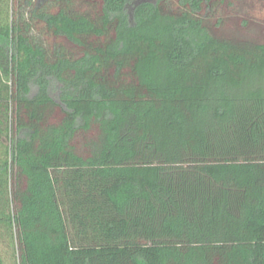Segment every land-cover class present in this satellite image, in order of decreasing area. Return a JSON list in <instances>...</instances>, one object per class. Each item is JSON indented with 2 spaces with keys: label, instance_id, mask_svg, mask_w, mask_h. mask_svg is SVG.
Listing matches in <instances>:
<instances>
[{
  "label": "trees",
  "instance_id": "trees-1",
  "mask_svg": "<svg viewBox=\"0 0 264 264\" xmlns=\"http://www.w3.org/2000/svg\"><path fill=\"white\" fill-rule=\"evenodd\" d=\"M252 25L0 0V264H264V36L224 33Z\"/></svg>",
  "mask_w": 264,
  "mask_h": 264
},
{
  "label": "rangeland",
  "instance_id": "rangeland-1",
  "mask_svg": "<svg viewBox=\"0 0 264 264\" xmlns=\"http://www.w3.org/2000/svg\"><path fill=\"white\" fill-rule=\"evenodd\" d=\"M235 12L240 16H249L253 19V25L239 31L227 29L225 34L245 40H254L258 36H264V0H235ZM72 235H74L73 231Z\"/></svg>",
  "mask_w": 264,
  "mask_h": 264
}]
</instances>
